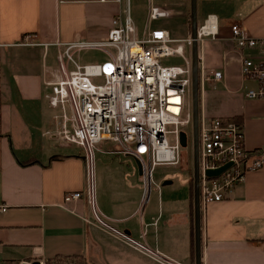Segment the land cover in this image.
<instances>
[{
  "label": "crops",
  "instance_id": "obj_1",
  "mask_svg": "<svg viewBox=\"0 0 264 264\" xmlns=\"http://www.w3.org/2000/svg\"><path fill=\"white\" fill-rule=\"evenodd\" d=\"M176 5L184 14L190 9L186 1ZM197 5L203 20L215 14L219 24L216 37L199 41L200 115L244 123L246 146L264 150V98L246 95L259 83L244 80V51L230 26L239 22L249 35L264 37V0H197ZM118 9L100 0H0V262L76 255L91 264L153 260L94 223L86 197L64 200L68 191L87 189V161L53 134L47 99V81L62 49L54 42L107 39ZM26 33L41 44H17ZM215 70L222 71L220 79L211 78ZM102 145L101 152L123 154L116 145ZM122 164L107 160L98 172L95 199L103 217L153 250L195 264L190 178L180 190L170 188L174 179L162 183L157 208L150 194L145 200L138 165L131 170ZM201 208L202 264H264V165L248 172L229 196Z\"/></svg>",
  "mask_w": 264,
  "mask_h": 264
},
{
  "label": "built area",
  "instance_id": "obj_2",
  "mask_svg": "<svg viewBox=\"0 0 264 264\" xmlns=\"http://www.w3.org/2000/svg\"><path fill=\"white\" fill-rule=\"evenodd\" d=\"M100 1L119 6L107 39L54 42L62 49L54 77L47 81L50 87L47 99L54 111L52 132L61 141L83 148L88 175L87 189L68 191L64 200L86 197L98 226L162 264H181L114 227L103 217L95 199V155L96 150H102V144L112 142L118 146L117 152L139 159L145 200L153 186L155 167L180 163L184 149L180 133L187 131L186 126L193 121L191 49L194 38L191 33L183 38L173 37L168 27L154 24L173 14L175 5L170 0H149L147 22L142 31L132 16L131 0ZM230 26L236 46L244 51L241 63L244 80L259 83L249 87L246 95L262 99L264 37L249 35L239 22H232ZM218 31V17L208 14L198 25V41L216 37ZM37 43L41 44L32 33L24 34L17 42L20 45ZM86 48L102 49L109 57L82 63L75 53ZM221 77L222 71L215 70L211 78ZM245 141L244 123L224 116L200 115L201 207L223 200L246 180L248 172L264 165V150L249 149ZM227 163L231 164L219 175L207 173ZM5 206L2 208L6 209ZM39 260L44 264L45 259Z\"/></svg>",
  "mask_w": 264,
  "mask_h": 264
},
{
  "label": "rangeland",
  "instance_id": "obj_3",
  "mask_svg": "<svg viewBox=\"0 0 264 264\" xmlns=\"http://www.w3.org/2000/svg\"><path fill=\"white\" fill-rule=\"evenodd\" d=\"M186 1L190 3L191 9V1L190 0H170V3L175 5V9L172 15L169 17L161 18L158 21H155V25H163L168 27L172 31V36L176 38H183L190 34L191 32V14L190 9H188L187 14L179 9L181 7H177L176 4L180 2ZM149 9V0H131V12L132 16L135 19L137 27L140 31L145 27L147 22V15ZM203 19L198 15V24L202 23ZM113 49V48H112ZM114 50V49H113ZM75 57L82 63L86 62H94V61H103L109 57V55L99 48H86L75 53ZM59 65V63H58ZM186 129L189 134V145L188 147H184L182 152V159L177 165H158L155 167L153 171V186L150 192V205L156 206L158 208L159 197L162 196V187L163 181L166 179H174V184L170 188H174L175 190L183 189L184 187H188L189 178H193V149H191V141H192V125L188 124ZM170 140H172V135H170ZM72 144V143H71ZM115 145L112 142H106L104 145ZM73 150H79L84 154V150L81 146L77 144L70 145ZM103 145H101L102 147ZM106 146V145H105ZM102 148H105L104 146ZM110 160L117 161L123 163L122 165L125 168L136 170L137 164L135 159L132 156H127L125 154L110 155L109 153L101 152L100 150H96L95 155V186L96 179L98 181V172L100 171V167L103 166V162ZM191 184V180H190ZM161 186V188L159 187ZM193 186V181H192ZM166 187V186H165ZM160 188V189H159ZM161 191V193H160ZM144 264H162L160 262H156V259H150L148 257H144ZM155 260V261H154ZM0 264H20L17 262H0ZM44 264H91L87 259H83L81 256H55L51 258H46L44 260ZM112 264V263H111Z\"/></svg>",
  "mask_w": 264,
  "mask_h": 264
},
{
  "label": "water",
  "instance_id": "obj_4",
  "mask_svg": "<svg viewBox=\"0 0 264 264\" xmlns=\"http://www.w3.org/2000/svg\"><path fill=\"white\" fill-rule=\"evenodd\" d=\"M191 1V34L194 38L192 56V143H193V202H194V225H195V264H202V208L200 198V170H199V120H200V90L201 70L199 63V41H198V8L197 0ZM181 143L184 147L189 145V134L182 130ZM139 171L142 174V164L135 159ZM231 163H227L217 169H209L207 173L211 176L219 175ZM172 179L164 180L163 184L172 183ZM20 264H42L39 259L22 261Z\"/></svg>",
  "mask_w": 264,
  "mask_h": 264
},
{
  "label": "trees",
  "instance_id": "obj_5",
  "mask_svg": "<svg viewBox=\"0 0 264 264\" xmlns=\"http://www.w3.org/2000/svg\"><path fill=\"white\" fill-rule=\"evenodd\" d=\"M190 180H191V189H192V195H193V186H192L193 178H190ZM76 256H81L83 259H86V257L83 255H76Z\"/></svg>",
  "mask_w": 264,
  "mask_h": 264
},
{
  "label": "flooded vegetation",
  "instance_id": "obj_6",
  "mask_svg": "<svg viewBox=\"0 0 264 264\" xmlns=\"http://www.w3.org/2000/svg\"><path fill=\"white\" fill-rule=\"evenodd\" d=\"M191 149H193V143H192V141H191Z\"/></svg>",
  "mask_w": 264,
  "mask_h": 264
}]
</instances>
